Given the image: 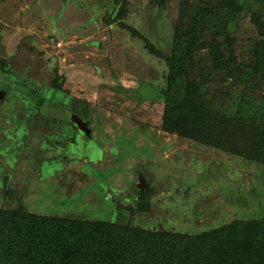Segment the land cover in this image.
Listing matches in <instances>:
<instances>
[{
	"label": "rangeland",
	"instance_id": "1",
	"mask_svg": "<svg viewBox=\"0 0 264 264\" xmlns=\"http://www.w3.org/2000/svg\"><path fill=\"white\" fill-rule=\"evenodd\" d=\"M113 1L0 0V208L184 233L236 216L264 219L263 164L162 129L167 64L119 21L107 23ZM181 1L129 0L123 23L168 53ZM254 12L264 17V0H246L232 27L240 60L264 33ZM57 75L61 86H53ZM255 82L246 97L258 111L264 84ZM233 84L216 79L207 88L234 110L243 86ZM62 105L86 113L101 158H87L79 141L67 142L70 154L52 143L76 133L59 120ZM141 177L151 187L144 210L136 208Z\"/></svg>",
	"mask_w": 264,
	"mask_h": 264
},
{
	"label": "trees",
	"instance_id": "2",
	"mask_svg": "<svg viewBox=\"0 0 264 264\" xmlns=\"http://www.w3.org/2000/svg\"><path fill=\"white\" fill-rule=\"evenodd\" d=\"M245 3L182 0L168 53L135 27L123 23L129 0L113 1L107 23L119 21L145 42L149 53L166 62L165 86L158 90L164 103L165 132L264 165V105L257 111L254 98L246 97L248 81L254 79L256 87L264 84V33L253 40L249 58L240 60L232 31ZM251 20L264 30L263 14L254 12ZM0 65L6 63L0 59ZM62 79L57 75L53 86H61ZM216 79L234 83L233 87L243 86L232 104L236 110L213 99L207 84ZM4 92L3 96L7 94ZM31 93L40 99L39 92ZM40 100L43 104L42 97ZM45 106V112L40 113L49 118V106ZM59 110V120H68L76 133L65 142L50 140L67 150V142L78 144L73 114H80L90 123L85 112L72 106L62 105ZM68 154L64 153L65 159L74 158ZM150 190V185L139 190L137 209L146 208ZM0 264H264V219L236 216L200 233H184L125 222L54 216L22 206L1 207Z\"/></svg>",
	"mask_w": 264,
	"mask_h": 264
},
{
	"label": "water",
	"instance_id": "3",
	"mask_svg": "<svg viewBox=\"0 0 264 264\" xmlns=\"http://www.w3.org/2000/svg\"><path fill=\"white\" fill-rule=\"evenodd\" d=\"M0 49L1 52L4 54L5 50L1 44H0ZM100 70H101L100 67L96 66V71L100 72ZM4 93H5L4 91L0 92V98L4 95ZM73 119H74V123L77 125L79 130L78 132L79 145L84 149L86 156H89L92 159L101 158L103 155V150L93 138L89 124L86 122L85 119H83L78 114H74ZM148 186L149 185L147 184L146 179L144 177H141L140 182H138L137 184V188L139 190H142L145 189V187L147 188Z\"/></svg>",
	"mask_w": 264,
	"mask_h": 264
},
{
	"label": "flooded vegetation",
	"instance_id": "4",
	"mask_svg": "<svg viewBox=\"0 0 264 264\" xmlns=\"http://www.w3.org/2000/svg\"><path fill=\"white\" fill-rule=\"evenodd\" d=\"M74 115V114H73ZM79 116H81L80 114H78ZM82 117V116H81ZM83 118V117H82ZM84 119V118H83ZM78 128V127H77Z\"/></svg>",
	"mask_w": 264,
	"mask_h": 264
}]
</instances>
